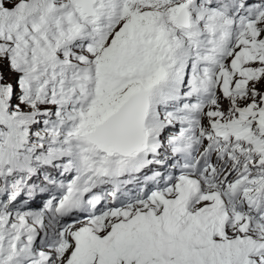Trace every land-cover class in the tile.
Returning <instances> with one entry per match:
<instances>
[{
    "label": "rangeland",
    "instance_id": "obj_1",
    "mask_svg": "<svg viewBox=\"0 0 264 264\" xmlns=\"http://www.w3.org/2000/svg\"><path fill=\"white\" fill-rule=\"evenodd\" d=\"M34 1L0 0V111L7 109L6 112L11 114L30 112L27 108L32 106L34 100L30 94L31 84L36 86L35 76L40 69L36 59L37 48H48L44 44L51 45L48 41L34 40L27 33L29 40L24 41L19 36V31L24 32L19 16Z\"/></svg>",
    "mask_w": 264,
    "mask_h": 264
},
{
    "label": "water",
    "instance_id": "obj_2",
    "mask_svg": "<svg viewBox=\"0 0 264 264\" xmlns=\"http://www.w3.org/2000/svg\"><path fill=\"white\" fill-rule=\"evenodd\" d=\"M77 2L88 12L95 0H77ZM133 102L134 100L128 102L121 112L106 125L104 134L108 136L104 139L98 137L92 139L110 155L113 153L137 155L145 150L147 137L143 131V123L147 102L142 100L137 106ZM112 135H115L116 138L113 139Z\"/></svg>",
    "mask_w": 264,
    "mask_h": 264
},
{
    "label": "bare ground",
    "instance_id": "obj_3",
    "mask_svg": "<svg viewBox=\"0 0 264 264\" xmlns=\"http://www.w3.org/2000/svg\"><path fill=\"white\" fill-rule=\"evenodd\" d=\"M21 22H22V21H21ZM13 26H14V25H13ZM14 28H15V27H14ZM24 41H26V40H24ZM28 45H29V44H28ZM28 45H27V46H28ZM44 45H46V44H44ZM27 46H26V47H27ZM38 47H39V46H38ZM32 49H33V48H32ZM34 52H36V51H34ZM31 53H32V52H31ZM34 54H35V53H34ZM36 64H37V63H36ZM26 68H27V67H26ZM261 86H264V83H263ZM261 86H260V87H261ZM258 88H259V87L256 88V91L258 90ZM120 110H121V109H120ZM66 118H67V117L63 118V120H65ZM110 118H111V117H110ZM110 118H108L107 121H106L104 124H106V123L109 121ZM104 124H103V125H104ZM94 133H95V132H94Z\"/></svg>",
    "mask_w": 264,
    "mask_h": 264
}]
</instances>
